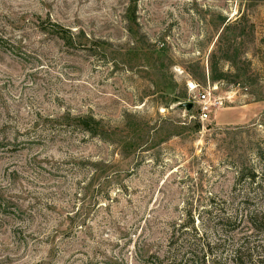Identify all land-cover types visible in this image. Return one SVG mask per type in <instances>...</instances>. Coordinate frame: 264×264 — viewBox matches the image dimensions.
I'll list each match as a JSON object with an SVG mask.
<instances>
[{
	"label": "rangeland",
	"instance_id": "obj_1",
	"mask_svg": "<svg viewBox=\"0 0 264 264\" xmlns=\"http://www.w3.org/2000/svg\"><path fill=\"white\" fill-rule=\"evenodd\" d=\"M234 254L264 264V0H0V264Z\"/></svg>",
	"mask_w": 264,
	"mask_h": 264
},
{
	"label": "trees",
	"instance_id": "obj_2",
	"mask_svg": "<svg viewBox=\"0 0 264 264\" xmlns=\"http://www.w3.org/2000/svg\"><path fill=\"white\" fill-rule=\"evenodd\" d=\"M217 80L214 78V81ZM185 96H174V99L172 100V104H177L180 102H184L185 101ZM183 99V100H182ZM167 107V106H166ZM77 124L78 125H82L84 127L85 130H87L88 132H90L91 134H95V135H99L102 136L105 134L104 129L101 127L100 123L95 122L92 119L86 118V119H77ZM238 256L237 254L233 255L232 260V264H239L237 262ZM158 264H164L163 262H159ZM170 264H174V263H170Z\"/></svg>",
	"mask_w": 264,
	"mask_h": 264
},
{
	"label": "built area",
	"instance_id": "obj_3",
	"mask_svg": "<svg viewBox=\"0 0 264 264\" xmlns=\"http://www.w3.org/2000/svg\"><path fill=\"white\" fill-rule=\"evenodd\" d=\"M198 103L200 104V116L201 121H206L208 119V112L210 110L211 104L209 103V93L203 91L202 94L197 97Z\"/></svg>",
	"mask_w": 264,
	"mask_h": 264
},
{
	"label": "water",
	"instance_id": "obj_4",
	"mask_svg": "<svg viewBox=\"0 0 264 264\" xmlns=\"http://www.w3.org/2000/svg\"><path fill=\"white\" fill-rule=\"evenodd\" d=\"M177 108H184L186 111H190V109L192 108V104L189 102L187 103L184 102V103L178 104Z\"/></svg>",
	"mask_w": 264,
	"mask_h": 264
}]
</instances>
